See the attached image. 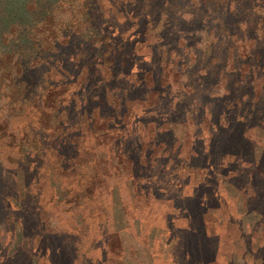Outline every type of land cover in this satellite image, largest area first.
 Segmentation results:
<instances>
[{"label": "rangeland", "instance_id": "374dc122", "mask_svg": "<svg viewBox=\"0 0 264 264\" xmlns=\"http://www.w3.org/2000/svg\"><path fill=\"white\" fill-rule=\"evenodd\" d=\"M52 1L41 12L52 17L55 30L74 29L81 21L85 0ZM97 1L107 13L108 0ZM198 2L190 0L185 6L190 4L193 10L200 7ZM117 16L118 26L124 29L129 25L124 38H145L136 45L144 56L134 59L132 70L145 75L150 88L147 72L151 67L145 61L157 39L155 29L167 27L168 22L162 18L146 25ZM40 26L41 22L32 32L36 51L42 48L37 42ZM114 27L118 34L119 28ZM163 37V48L156 53L177 50L171 56L177 66L174 62L162 64V81L172 82L168 100L173 105L184 100L183 114L170 119L186 120L173 126L171 134L157 133L168 124V106L156 109L150 117L142 112L145 104L136 103L128 104L122 121L113 120L114 132L103 136L87 132V121L83 122L68 102L74 87L70 85L54 88L57 94L60 89L69 90L51 105L60 101V117L68 121V115L71 123H76L74 127L82 129V135L66 142L50 139L54 124L41 120V110L25 106L22 113L15 109L8 115L7 99L0 93V122L15 134L10 139L0 137V264H264V169L251 174L249 166L237 165L230 156L219 161L210 151L203 161L202 145L212 144L208 138L213 128L204 122L209 116L202 121L204 114L198 110L214 101L203 102L193 94L182 97L189 90L183 87L195 52L184 47L181 37L175 46L167 33ZM15 38L16 32L8 26L0 53L8 52V42ZM59 40L63 42L61 37ZM217 63L220 66L221 61ZM176 70L180 72L177 76ZM84 74L85 70L79 77ZM190 76L192 83H202ZM58 77L49 74V78ZM37 82L28 79L29 88ZM223 86L214 87L213 94H221ZM95 90L93 86L85 88L89 95H96ZM145 94L150 95L148 90ZM101 109L107 111L100 101ZM102 124L100 120L94 123L97 128ZM39 125L46 129L48 139L37 152L30 126ZM242 131L239 127V134ZM194 132L200 133L203 143ZM224 132L226 139L233 133ZM245 136L240 137L242 142L253 146L264 165V132L250 128Z\"/></svg>", "mask_w": 264, "mask_h": 264}, {"label": "trees", "instance_id": "16d2710c", "mask_svg": "<svg viewBox=\"0 0 264 264\" xmlns=\"http://www.w3.org/2000/svg\"><path fill=\"white\" fill-rule=\"evenodd\" d=\"M189 1L108 0L110 9L105 13L97 0H85L81 4L84 9L79 18L81 21L76 23L75 28L71 26L74 29H64L62 33H58L53 27L52 17L41 12L54 1L0 0V42L5 43L2 36L8 26H12L16 32V38L8 42V52L0 53V93L7 99V106H3L8 115L15 109L18 114L22 113L25 106L30 109L37 108L41 110V120L54 124L50 139L56 137L66 142L79 138L82 129L75 128L76 123H71L68 115H65L68 121L60 117L63 112L60 101L57 106L51 105L57 102L59 96L63 97V92L69 88L60 89L62 92L57 94L53 93L55 87L73 85L69 91L68 102L71 103L72 109L76 110V114L84 118L83 122L87 121V124H84L87 132L97 136L114 132L113 120L122 121L127 114L128 104L136 103L145 104L142 112L150 117L156 109L168 106V124L163 125L157 133L170 131L171 134L173 126L184 124L186 120L184 117L181 121H178L179 118L170 119L172 116L176 118L177 115L183 114L184 100H178L173 105L168 100L172 92V82L162 81V64H175L171 56L177 51L162 49L161 53H156L163 48L160 42L164 40L163 34L167 33L174 46L181 37L185 40L184 47L195 52L193 63L190 65V69L193 68L188 70V78L185 76L187 82L183 87L189 90L183 93L182 97L193 94L201 97L203 102L214 101L213 105L208 103V107L198 110L204 114L202 121L209 116L204 122L207 121L213 128V131H209L208 138L212 144H206L205 148L202 145V155L205 157L203 161L207 160L206 155H209L207 152L210 151L212 157L217 156L219 161L230 156L237 165L249 166L251 174L255 170L264 169L260 154L256 156L253 146L245 140L242 142L240 138L243 136L242 138L246 139L245 135L250 128L264 132V0H199L200 7L193 10L190 4L185 6ZM127 8L131 13L127 12ZM188 12L190 15L185 16ZM118 14L123 16L124 21L135 19L146 25L161 22L162 18L168 22L167 27L158 29L159 33L155 29L157 39L155 44H152L154 48L148 52L149 59L145 61L151 67L147 72L151 78L150 88H147L145 75H136L137 72L132 70L134 59L144 56L138 53L136 45L144 42L145 38H124V29L127 30L129 25L126 24L124 29L118 26ZM40 22L41 35L37 42L42 43L40 44L43 49L36 51L32 32ZM114 26L119 28L118 34L115 33ZM60 37L63 42H60ZM200 43H203L202 47H198ZM219 61L220 66L217 63ZM102 68L105 73H102ZM84 70L85 74L80 78L79 75ZM51 72L58 75V79L49 78ZM179 74L176 70V76ZM191 74L202 83L196 85L195 80V83H192ZM32 78L38 82L29 88L28 79ZM221 83H224L222 93L213 94L212 91H216L214 87ZM50 85H53L52 90ZM90 86L95 87L96 95L85 92V88ZM181 86L182 82L180 89ZM162 87L165 90H162ZM146 90L149 96L145 94ZM44 91L45 95L42 94ZM100 101L107 111L99 110ZM98 120L103 124L97 128L94 123ZM165 126L167 128H164ZM239 127L240 131L243 130L240 134ZM30 129L33 141L38 145V152L43 145L42 141L48 139L46 129L41 125L30 126ZM222 131L233 133L226 139L227 133ZM0 133V137L7 139L15 136L7 124L2 122ZM194 135L201 143L204 142L200 133L194 132ZM233 141L237 142L234 144ZM246 158L253 161H247Z\"/></svg>", "mask_w": 264, "mask_h": 264}]
</instances>
